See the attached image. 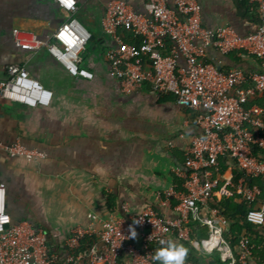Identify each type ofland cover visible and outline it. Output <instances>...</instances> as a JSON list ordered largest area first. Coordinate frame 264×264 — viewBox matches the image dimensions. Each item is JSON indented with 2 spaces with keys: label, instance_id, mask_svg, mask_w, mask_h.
Returning a JSON list of instances; mask_svg holds the SVG:
<instances>
[{
  "label": "built area",
  "instance_id": "obj_1",
  "mask_svg": "<svg viewBox=\"0 0 264 264\" xmlns=\"http://www.w3.org/2000/svg\"><path fill=\"white\" fill-rule=\"evenodd\" d=\"M54 1L68 17L50 39L42 41L15 29V42L30 50L45 46L69 76L92 80L94 71L85 62L97 58L91 51L92 34L76 16L77 1L72 7L65 0ZM248 1L258 26L247 35L230 26H203L198 0H173L171 6L168 0H145L146 14L136 13L124 0L106 4L101 28L111 40L105 53L108 75L126 93L147 84L155 92L174 97L178 105L192 112L201 134L192 138L185 151V172L180 173L184 191L172 186L156 195L158 204L171 207L176 217H166L154 206L132 213L127 204L121 207L122 216L102 218L91 213L89 218L99 227L80 225L71 230L65 264H155L157 249L166 246L161 240L173 238L205 254H212L220 245L226 253L223 260L231 259L220 226L225 217L212 204L234 194L247 204L246 221L264 225L262 188L252 181H264V0ZM208 48L221 55L252 56L261 71L224 68L208 58ZM6 73L0 80V99L32 108L52 103L53 91L25 67L9 64ZM0 149L27 161L46 157L43 151L19 141L0 142ZM221 158L231 161L239 175L233 174L229 164L224 171ZM172 200L176 201L173 205ZM193 221L209 228L207 238H191ZM130 225L137 232L135 238L130 235ZM204 241L212 246H205ZM239 247L245 264L254 245L243 235ZM0 264H58L41 230L27 221H12L7 186L2 181Z\"/></svg>",
  "mask_w": 264,
  "mask_h": 264
},
{
  "label": "crops",
  "instance_id": "obj_2",
  "mask_svg": "<svg viewBox=\"0 0 264 264\" xmlns=\"http://www.w3.org/2000/svg\"><path fill=\"white\" fill-rule=\"evenodd\" d=\"M76 1V16L91 32V51L98 59L85 62L94 71L92 80L69 76L45 46L30 50L15 42V29L42 41L50 39L68 17L54 0H0V80L6 77L7 66L15 63L53 91L52 103L46 107L0 99V142L19 141L46 154L44 159L27 161L0 149V181L7 186L12 221H27L41 230L58 264H65L66 242L74 227H99L89 218L91 213L102 218L122 216L121 207L127 204L132 213L154 206L164 216L176 217L171 207L158 204L156 195L172 186L181 191L176 178L183 179L185 151L192 138L201 134L192 112L178 105L174 97L155 92L147 84L131 93L121 89L107 72L105 53L111 40L101 28L110 0ZM124 1L136 13L146 14L145 0ZM198 2L207 28L230 26L247 35L258 26L246 0ZM168 3L171 6L173 0ZM207 55L224 68L261 71L254 57L242 53L221 55L208 48ZM219 162L224 171L229 164L233 174L239 175L231 161L221 158ZM106 194L113 196L112 211ZM225 198L234 199L232 205L243 206L239 197ZM237 214L234 212L235 217ZM225 221L220 224L222 237L233 257L239 251L230 246L227 237L235 220L225 217ZM191 226L194 239L207 238L208 227L198 221ZM256 231L264 238V225ZM171 241L189 248L187 255H211L175 238ZM218 250L224 259L225 250L220 245Z\"/></svg>",
  "mask_w": 264,
  "mask_h": 264
},
{
  "label": "trees",
  "instance_id": "obj_3",
  "mask_svg": "<svg viewBox=\"0 0 264 264\" xmlns=\"http://www.w3.org/2000/svg\"><path fill=\"white\" fill-rule=\"evenodd\" d=\"M248 3V7L251 10L252 5L249 3L248 0H246ZM127 41H129L131 38L126 37L125 38ZM254 183L259 185L262 188V195L261 198L264 199V181L262 179H253L252 180ZM176 183L181 186V191H184L183 188V183L184 179H177L176 178ZM107 196V206L110 211H112V200L113 196L106 194ZM234 197H238L236 194H234ZM234 199L230 198H224L220 201L215 202L212 204L213 207L218 208V210L222 213V215L229 220L234 219L235 223L233 225L232 230L229 232L227 240L228 243L232 248H238L239 253H236L233 255L231 259L228 260H223L221 257H218L214 254H211L208 257H203V256H191L190 254L187 255V258L185 259V262H192L193 264H230L232 261V264H243L240 260L239 254H240V247H239V240L240 238L245 235L247 236L251 243L254 245V248L251 251V254L249 257L246 259L245 264H264V238H262L257 231L255 232V229L260 227L256 226L253 224H250L246 221L245 215L247 211V204L243 203V206L238 207V204L232 205V202ZM234 212H237L238 216H234ZM244 230L246 232L241 233V231ZM194 228L191 226V238H194L195 233H194ZM181 241V240H179ZM183 242V241H181ZM186 245H190L188 242H184ZM228 244V245H229ZM187 248V247H186ZM161 249L158 248L157 251ZM189 253L190 249L187 248ZM155 264H162L161 261L156 260Z\"/></svg>",
  "mask_w": 264,
  "mask_h": 264
},
{
  "label": "clouds",
  "instance_id": "obj_4",
  "mask_svg": "<svg viewBox=\"0 0 264 264\" xmlns=\"http://www.w3.org/2000/svg\"><path fill=\"white\" fill-rule=\"evenodd\" d=\"M75 0H65L68 7H72ZM134 224H138L139 221H134ZM130 235L135 238L137 232L134 227L130 225ZM162 245H166L159 249L155 255V259L162 262V264H185V258L188 253V249L183 245L174 243L171 240H161Z\"/></svg>",
  "mask_w": 264,
  "mask_h": 264
},
{
  "label": "rangeland",
  "instance_id": "obj_5",
  "mask_svg": "<svg viewBox=\"0 0 264 264\" xmlns=\"http://www.w3.org/2000/svg\"><path fill=\"white\" fill-rule=\"evenodd\" d=\"M205 237H206V236H204V238H205ZM212 254H214V255H216V256H218V257H221V258L223 259V257L221 256L219 250H215ZM224 259H225V258H224Z\"/></svg>",
  "mask_w": 264,
  "mask_h": 264
},
{
  "label": "bare ground",
  "instance_id": "obj_6",
  "mask_svg": "<svg viewBox=\"0 0 264 264\" xmlns=\"http://www.w3.org/2000/svg\"><path fill=\"white\" fill-rule=\"evenodd\" d=\"M204 243L208 246H212L211 242H208V241H204ZM213 246H215V243H213Z\"/></svg>",
  "mask_w": 264,
  "mask_h": 264
}]
</instances>
